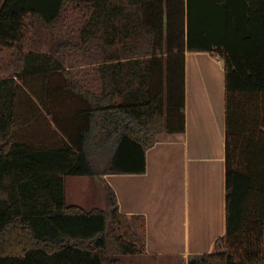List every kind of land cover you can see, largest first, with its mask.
Segmentation results:
<instances>
[{
    "label": "trees",
    "instance_id": "trees-1",
    "mask_svg": "<svg viewBox=\"0 0 264 264\" xmlns=\"http://www.w3.org/2000/svg\"><path fill=\"white\" fill-rule=\"evenodd\" d=\"M72 1L91 10L72 48L102 54L85 80L22 45L30 15L52 25ZM3 49L14 51L0 77V264H123L145 251L144 217L131 224L111 189L110 209L68 205L65 176L144 173L158 137L184 132L187 50L225 65L227 188L226 235L188 264H264V0H0ZM160 54L167 91L153 83ZM18 80L41 95L26 122Z\"/></svg>",
    "mask_w": 264,
    "mask_h": 264
},
{
    "label": "crops",
    "instance_id": "crops-1",
    "mask_svg": "<svg viewBox=\"0 0 264 264\" xmlns=\"http://www.w3.org/2000/svg\"><path fill=\"white\" fill-rule=\"evenodd\" d=\"M66 68L70 69L68 65ZM17 86L22 96H18L15 112L20 121L26 122L40 109L41 95L35 96L21 80ZM184 92L185 130L158 137L146 152L144 173L65 176L68 205L87 212L110 209L106 192L111 189L119 212L127 215L131 224L134 216L145 218V251L121 256L123 264H185L194 256L214 253L216 242L226 235L223 60L209 52L187 50ZM19 103H23V110ZM35 131L48 139L49 132L42 128ZM60 138L55 131L53 140L58 142Z\"/></svg>",
    "mask_w": 264,
    "mask_h": 264
},
{
    "label": "rangeland",
    "instance_id": "rangeland-1",
    "mask_svg": "<svg viewBox=\"0 0 264 264\" xmlns=\"http://www.w3.org/2000/svg\"><path fill=\"white\" fill-rule=\"evenodd\" d=\"M90 14V5L79 1H72L64 8L60 18L52 25L44 23L38 16L30 15L25 21V38L22 42L24 50L40 51L56 55L68 65L73 73L80 75L81 80L94 77L95 67L93 64L101 60L102 54L100 49L94 46L91 52L82 54L72 48L73 45H80V33ZM13 51L8 49L0 50V77H10L12 75V71L7 70V68L11 65L10 69L13 68ZM160 57L164 59V69H156L153 83L161 86L163 82L165 86L164 90L167 91L168 69L166 67L168 65L167 63H169L168 57L170 56L160 54ZM161 88L163 89L161 86L159 90ZM21 94L22 92H20ZM39 94H41V91ZM34 95L37 96L36 93ZM165 100L164 104L166 105L167 98ZM21 104L18 106L20 110H23Z\"/></svg>",
    "mask_w": 264,
    "mask_h": 264
}]
</instances>
